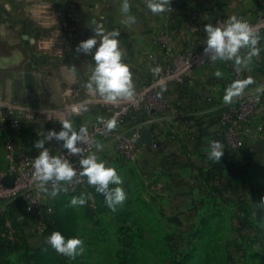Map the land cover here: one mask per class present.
<instances>
[{
  "label": "crops",
  "instance_id": "crops-1",
  "mask_svg": "<svg viewBox=\"0 0 264 264\" xmlns=\"http://www.w3.org/2000/svg\"><path fill=\"white\" fill-rule=\"evenodd\" d=\"M36 1V9L22 19L21 47L13 48L18 31L14 34L4 27L0 33L11 45L0 53V73L4 72L0 102H19L21 96L22 104L34 102L36 107L49 112L62 108L67 96L77 98L82 90L87 93L85 102L90 97L91 102L103 108L114 104L89 93L85 85L90 76L91 54L76 51L79 41L94 34V22L103 23L107 30L119 29V46L129 63L134 93H137L157 82L158 77L165 73L167 60L176 58L185 50L204 48L205 24H217L220 17L226 21L232 16L254 18L264 9V2L257 0H170L168 10L154 14L148 9L146 0H129L130 14L135 16V21L129 24L122 22L121 0ZM34 23L37 27L35 32L30 30ZM160 32L167 33L172 41L165 55L159 54V45L154 40ZM257 47L260 51L255 58L263 61L262 71L257 72V84L264 85V39H260ZM243 50L247 52V49ZM156 66L161 69L159 73L152 71ZM18 68L20 70L14 74ZM226 70L225 63L219 61L215 71L221 73L218 77L226 79ZM198 72L202 73L201 70ZM207 82L192 90L185 85L180 89H169L175 92L178 102L196 113L192 127L194 137L185 148L172 144L165 156L154 154L149 160L151 169L159 171L156 187L162 190L166 209L178 217L176 229H191L196 220L215 210H220L237 225L234 215L242 197L252 210L258 205L264 206V104L250 124L249 132L244 135L242 149L231 154L224 150L217 161L212 160L207 153L210 141L217 139V124L215 114L209 111ZM41 86L48 88L42 91ZM128 99L121 98L115 103ZM43 100L47 101L48 108L42 107ZM73 108L75 111L82 105L76 104ZM43 115L50 117L49 114ZM25 128L33 135L44 137L49 129H53L41 123L35 133L30 118ZM219 162L224 163L220 165ZM226 164L232 166L230 175L222 170ZM205 170L214 173L215 179H204L202 173ZM258 225L264 240V216Z\"/></svg>",
  "mask_w": 264,
  "mask_h": 264
},
{
  "label": "built area",
  "instance_id": "built-area-1",
  "mask_svg": "<svg viewBox=\"0 0 264 264\" xmlns=\"http://www.w3.org/2000/svg\"><path fill=\"white\" fill-rule=\"evenodd\" d=\"M237 18L247 21L258 35L264 34V9L254 18ZM225 21L220 17L217 24L222 25ZM154 40L159 45V54L165 55L169 52L172 41L167 33L156 34ZM246 53L241 49L242 55ZM219 61H212L203 48L185 50L179 52L176 58L167 60L165 73L158 77L157 82L147 86L145 91L134 93L133 97L126 101L108 105L99 113L85 119L82 126L87 128L88 138L93 143L81 145L83 154L95 151L104 159L114 156L124 163L148 166L151 155L165 156L172 144L185 148L194 137L192 127L195 125L196 113L178 102L175 92L169 89H180L185 85L192 90L204 81H208L206 96L210 103L209 111L215 114L217 138H222L225 152L231 154L240 151L244 135L249 132L250 124L259 115L264 104L263 92H256V58L253 56L247 65L223 61L227 67L226 79L216 76ZM248 78H251L252 83L239 95L234 96L230 103H225L223 96L230 84ZM161 81L164 82L163 87ZM70 106L61 108L63 113H77L69 111ZM83 110L84 106L79 113ZM47 113L50 114L49 111L36 107L34 102H0V235L10 240L13 239L12 214H22L26 218L25 225L32 228L41 238L47 229V218L54 210L50 204L53 196L40 190L33 176L32 162L40 151L34 146L38 140L37 135L29 133L25 128L29 118ZM113 116L116 117L117 123L115 128L109 130L105 122ZM79 120L81 121V118ZM145 127H150L153 135L148 144L142 143L140 139L141 130ZM97 142L102 145L99 149L96 148ZM45 147L50 154L67 158L76 168L77 175L72 182H61L66 190L77 193L92 186L87 183V177L79 175L81 154L70 153L62 147L60 141L45 139ZM8 175L14 176L11 186L3 183V179ZM50 183L47 186L50 187Z\"/></svg>",
  "mask_w": 264,
  "mask_h": 264
},
{
  "label": "rangeland",
  "instance_id": "rangeland-1",
  "mask_svg": "<svg viewBox=\"0 0 264 264\" xmlns=\"http://www.w3.org/2000/svg\"><path fill=\"white\" fill-rule=\"evenodd\" d=\"M36 4V0H0V33L4 27H8L7 29L13 33L18 31V39L13 48L21 47L20 34L21 29H24L20 27L22 19H26L28 14L31 15V10L37 7ZM35 24L32 28L30 25L31 31L37 30ZM9 47L11 45L0 34V53ZM19 70L16 69L14 74ZM0 77V83L4 86V72L0 73ZM40 88L43 91L48 86ZM86 95L87 93L82 90L77 98L67 96L66 103L62 104L64 108L71 105L68 110L73 111L74 105L83 103L82 113L65 114L61 108L60 111L51 108L53 113L50 112V117L41 115L31 118L33 132L39 131L41 123L59 131L62 127L61 120L69 116L73 128L78 131L86 118L103 109L99 104L91 102L90 97L88 102H85ZM45 103L47 101L43 100L42 107L48 108V104ZM39 137L44 136L38 134L37 138L40 139ZM104 160L113 164L122 177V187L126 192L125 201L117 205L113 211L107 207L105 199L95 190L94 185L77 193H71L64 188L65 190L52 198L50 204L55 208L56 221L54 225H49L41 238L32 228L25 225L26 218L20 213L17 214L23 227L16 228L12 224V241L15 242V246L7 256L8 262L0 259V264H172L174 254L185 253L192 247L190 238L193 233L176 229L178 217L171 214L164 205L162 190L156 187L159 178L157 169H151L150 165L124 163L113 156ZM81 195L86 200L84 205L71 203L73 197ZM163 211L167 213L162 214ZM198 221L199 219L195 224ZM54 230L61 231L66 238L73 236L81 238L83 252L75 258L58 253L46 240ZM229 232L231 235L229 237L235 241L238 232L234 229ZM231 239L230 242L233 243ZM156 244L162 250L160 254L151 250ZM122 245H126L124 249ZM231 248L234 264H264V240L256 242L245 240L241 249Z\"/></svg>",
  "mask_w": 264,
  "mask_h": 264
},
{
  "label": "clouds",
  "instance_id": "clouds-1",
  "mask_svg": "<svg viewBox=\"0 0 264 264\" xmlns=\"http://www.w3.org/2000/svg\"><path fill=\"white\" fill-rule=\"evenodd\" d=\"M169 4L170 0H146L148 9L154 14L168 10ZM120 11L124 17L123 23L130 24L135 21V16L130 14L129 0H121ZM92 31L93 35L76 45L77 52L91 54L90 76L85 87L90 94L98 95L107 102L115 103L121 98H132L135 92L133 74L124 58L125 53L119 46V29L107 30L103 23L94 22ZM204 32L206 39L203 51L212 61H234L236 65H247L253 56L259 54L260 49L257 45L261 37L245 20L232 16L222 25L207 23L204 25ZM241 49H247L246 55L241 54ZM152 71L159 73L161 69L156 66ZM220 75L221 73L217 71L216 76ZM160 83L163 87L164 82ZM251 83V78L233 81L223 96L224 102L230 103L234 96L239 95ZM256 92L258 94L264 92V85H258ZM257 99H259L258 95ZM82 108L75 111L79 113ZM60 123L62 125L60 130L49 129L45 139L60 141L62 147L70 153L81 154L79 175L87 177V183L94 185L95 190L103 194L107 207L115 211L117 205L122 204L126 199V192L122 187L123 180L116 167L102 159L95 151L83 154L81 145L93 143L88 138L85 126H81L77 131L73 128L70 116L62 119ZM116 123L115 116L105 122L109 130L115 128ZM45 139H38L34 144L40 151L32 162L33 176L40 190L56 196L60 191L65 190L61 182H72L77 171L64 156L50 154L45 147ZM101 147L102 145L97 142L96 148ZM209 148L207 155L212 160L217 161L224 153L223 144L219 139H212ZM49 182H51L50 187L47 186ZM71 203L84 205L86 200L81 195L73 197ZM46 240L58 253L70 258H75L84 250L81 238L78 236L66 238L59 230H54Z\"/></svg>",
  "mask_w": 264,
  "mask_h": 264
},
{
  "label": "trees",
  "instance_id": "trees-1",
  "mask_svg": "<svg viewBox=\"0 0 264 264\" xmlns=\"http://www.w3.org/2000/svg\"><path fill=\"white\" fill-rule=\"evenodd\" d=\"M261 39H264V34L259 35ZM264 56H262L263 58ZM263 61H255V71H262ZM224 162H219L222 165ZM225 174L230 175L232 172V166L226 164L223 169ZM204 179H215V174L211 173L210 170H205ZM210 179V180H209ZM209 183V182H208ZM214 187V186H213ZM215 188L220 191L218 186ZM100 195L104 198L103 194ZM52 199L50 200L51 203ZM237 212L234 217L237 219V225L229 222L228 218L221 214L220 210H215L204 214L198 221L194 223L191 229H183L184 232L193 233L190 238L189 248L185 253L179 252L173 255L172 264H234L232 256V248L239 250L243 247L244 241L256 242L262 241V231L258 225V222L264 216V206H257L252 210L245 198H241L236 205ZM49 218H47V229L49 225L55 223V208ZM18 216L11 215L12 224L16 228L23 227V223H20ZM238 232V238L234 241L229 236L232 230ZM188 234V233H187ZM234 241L233 243L230 242ZM240 239V240H239ZM0 259L5 263L8 262L7 256L15 246V242L7 238L6 236L0 235ZM44 245V244H42ZM41 245V246H42ZM126 245H122L123 249ZM123 249H120L123 250ZM152 252L156 254L161 253V248L157 244L152 246ZM44 258V257H43ZM42 258V260H43Z\"/></svg>",
  "mask_w": 264,
  "mask_h": 264
},
{
  "label": "water",
  "instance_id": "water-1",
  "mask_svg": "<svg viewBox=\"0 0 264 264\" xmlns=\"http://www.w3.org/2000/svg\"><path fill=\"white\" fill-rule=\"evenodd\" d=\"M19 102L23 101L21 99V96H19L18 99ZM153 135H152V131L150 127H145L141 130V134H140V139L142 141V143L144 144H148L152 141ZM222 142V138H217ZM14 181V176L13 175H8L3 179V183L7 186H11L13 184Z\"/></svg>",
  "mask_w": 264,
  "mask_h": 264
},
{
  "label": "bare ground",
  "instance_id": "bare-ground-1",
  "mask_svg": "<svg viewBox=\"0 0 264 264\" xmlns=\"http://www.w3.org/2000/svg\"><path fill=\"white\" fill-rule=\"evenodd\" d=\"M83 106V105H82ZM74 111V110H73Z\"/></svg>",
  "mask_w": 264,
  "mask_h": 264
}]
</instances>
